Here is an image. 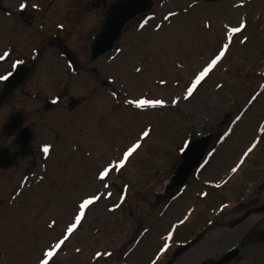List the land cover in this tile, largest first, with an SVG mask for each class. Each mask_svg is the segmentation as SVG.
I'll list each match as a JSON object with an SVG mask.
<instances>
[{"label": "rangeland", "instance_id": "rangeland-1", "mask_svg": "<svg viewBox=\"0 0 264 264\" xmlns=\"http://www.w3.org/2000/svg\"><path fill=\"white\" fill-rule=\"evenodd\" d=\"M115 1L0 0V56L8 53L0 76L17 61L33 68L0 103V150L15 157L0 168V264H40L49 250L50 264H167L208 227L264 205V0H151L149 14L92 62L90 46ZM138 99L162 106L129 104ZM16 113L32 132L25 155L18 132L4 133ZM207 134L215 140L187 186L163 194L182 148ZM136 143L101 181L99 172ZM84 199L93 203L68 233ZM263 215L211 229L174 264L219 259L253 224L264 230ZM231 264H264V243Z\"/></svg>", "mask_w": 264, "mask_h": 264}, {"label": "water", "instance_id": "water-1", "mask_svg": "<svg viewBox=\"0 0 264 264\" xmlns=\"http://www.w3.org/2000/svg\"><path fill=\"white\" fill-rule=\"evenodd\" d=\"M203 1L212 2L216 0ZM152 7L153 4L151 0H118L112 3L109 6L101 29L95 35L93 43L90 46V60L93 62L100 56L112 50L115 43L120 39L124 27L139 14L149 12ZM22 17L26 18V14L24 12H22ZM65 55L70 65H78V60L70 50H66ZM30 71L31 68L25 64H20L17 66L13 73L4 80L3 90L0 94V103L7 100L13 94V92L26 81ZM23 125V117L19 114H15L7 122L4 131L10 135L19 131L16 143L19 145V152L22 155H25L32 139V132L29 130V128L24 127ZM213 141L214 136L207 135L201 137L200 139L193 140L187 145L182 154V161L176 168L173 176L166 186L167 193L186 184V182L191 177L193 170L196 169L204 159ZM14 159V156H10L8 154L7 149L0 150V168L6 169L12 164ZM261 212H264V206L259 209L247 212L242 218L230 223L229 226H236L247 219L252 213ZM206 232L207 230L201 233L193 241L178 249L168 264H173L178 256L182 255L193 245H195L205 235ZM252 241H264V234L253 236L251 233L250 235L246 236L236 248L230 250L222 259L217 261L207 260L200 264H228L237 258L241 250Z\"/></svg>", "mask_w": 264, "mask_h": 264}, {"label": "snow or ice", "instance_id": "snow-or-ice-1", "mask_svg": "<svg viewBox=\"0 0 264 264\" xmlns=\"http://www.w3.org/2000/svg\"><path fill=\"white\" fill-rule=\"evenodd\" d=\"M230 31L232 32H239L240 29L239 28H232L230 29ZM227 47V45L225 46ZM8 55V53H4L3 56H0V59H3L4 57H6ZM224 56V52L221 51L220 55L217 56L215 59H213L211 61V64L208 65V67L204 68V70L202 72H200L199 76L196 77V84H199L201 82V80L204 79V77L209 73L210 69L217 63V61ZM17 64H20L21 61H17ZM137 72L140 71L139 68L136 69ZM0 79H7L6 76H0ZM195 87V84L193 85V88ZM193 88H189L188 89V93L191 94L193 91ZM135 105V107L137 108H147V107H151V108H156V107H161L162 106V101L160 100H148V99H138L136 101H129V104H133ZM149 132L148 131H144L142 134L141 139H144L146 137H148ZM140 147L139 143L133 144L127 151H125L123 153V160L119 163V164H115V165H109V167L104 168L103 171L99 172V178L101 181H104L110 171V169H119L121 167H123L124 162L128 160V158L131 156V154L133 152L136 151V149H138ZM44 153H48L49 152V148L46 146L43 149ZM249 152L252 151V148L248 149ZM248 153H245V156ZM233 172H236L237 169L233 168L232 169ZM93 203V199H84L83 202L79 205V214L75 216V223L72 224L71 226H69L67 228L68 233H72L73 230L77 227V225L80 224L81 222V218L84 216V209H86L89 205H91ZM67 237H65L66 239ZM64 243L63 240L59 241L58 243H56L55 245H53V248L55 249H59L61 247V245ZM53 251L49 250L47 252L43 253V259L40 261V264H50V260L49 258L53 257ZM101 254L97 253V256L99 257Z\"/></svg>", "mask_w": 264, "mask_h": 264}, {"label": "flooded vegetation", "instance_id": "flooded-vegetation-1", "mask_svg": "<svg viewBox=\"0 0 264 264\" xmlns=\"http://www.w3.org/2000/svg\"><path fill=\"white\" fill-rule=\"evenodd\" d=\"M5 59V58H4ZM3 62H6V60L5 61H3ZM264 220V215H263V219H262V221ZM260 222L261 221H258L256 224H253L252 225V227H251V229L250 230H248V232L239 240V242L246 236V235H249L250 233H253V236H255L254 234H259V233H262V232H264V230H261L260 229ZM227 223L228 222H224V223H220L219 225L217 224V226H222V227H227ZM252 244H256V243H264V242H251ZM252 244H249V245H252ZM248 246V245H247Z\"/></svg>", "mask_w": 264, "mask_h": 264}]
</instances>
